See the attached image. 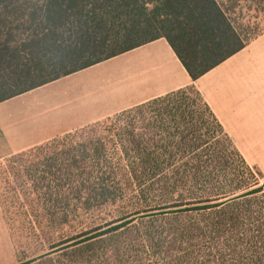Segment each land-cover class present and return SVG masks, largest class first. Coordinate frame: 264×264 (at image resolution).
<instances>
[{"label":"trees","instance_id":"16d2710c","mask_svg":"<svg viewBox=\"0 0 264 264\" xmlns=\"http://www.w3.org/2000/svg\"><path fill=\"white\" fill-rule=\"evenodd\" d=\"M260 14L264 0H158L150 15L141 0H0V100L160 37L195 80L262 32ZM27 150L68 216L146 212L72 244L87 264H264L262 175L193 85Z\"/></svg>","mask_w":264,"mask_h":264},{"label":"crops","instance_id":"0c3cea01","mask_svg":"<svg viewBox=\"0 0 264 264\" xmlns=\"http://www.w3.org/2000/svg\"><path fill=\"white\" fill-rule=\"evenodd\" d=\"M188 85L264 176V30L195 80L160 37L0 100V160Z\"/></svg>","mask_w":264,"mask_h":264},{"label":"rangeland","instance_id":"374dc122","mask_svg":"<svg viewBox=\"0 0 264 264\" xmlns=\"http://www.w3.org/2000/svg\"><path fill=\"white\" fill-rule=\"evenodd\" d=\"M256 21L263 31L264 15ZM27 152L0 160V264H87L88 253L72 244L97 232L92 229L121 223V216L131 221L126 226L146 220L141 217L146 215L143 207L126 203L93 206L68 216L69 202L49 197L53 189L47 175Z\"/></svg>","mask_w":264,"mask_h":264},{"label":"snow or ice","instance_id":"6c2138e0","mask_svg":"<svg viewBox=\"0 0 264 264\" xmlns=\"http://www.w3.org/2000/svg\"><path fill=\"white\" fill-rule=\"evenodd\" d=\"M158 0H141V7L150 15Z\"/></svg>","mask_w":264,"mask_h":264}]
</instances>
